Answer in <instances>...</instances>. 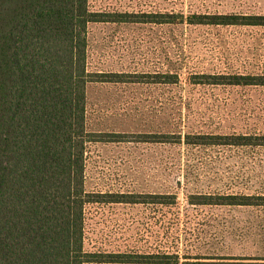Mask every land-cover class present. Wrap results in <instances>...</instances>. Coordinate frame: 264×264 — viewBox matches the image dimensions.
I'll return each instance as SVG.
<instances>
[{"label":"rangeland","instance_id":"obj_1","mask_svg":"<svg viewBox=\"0 0 264 264\" xmlns=\"http://www.w3.org/2000/svg\"><path fill=\"white\" fill-rule=\"evenodd\" d=\"M89 3L92 10L107 12L264 14V0ZM88 33L91 71L180 75L177 86L90 85L88 131L183 132L190 126L214 133L264 134V88L189 83L192 73L264 74V27L109 23L90 25ZM126 140L88 145L87 191L171 193L178 196L177 204L89 205L87 251L177 254L179 264H264V207L188 202L192 193L264 195V147H188Z\"/></svg>","mask_w":264,"mask_h":264},{"label":"trees","instance_id":"obj_2","mask_svg":"<svg viewBox=\"0 0 264 264\" xmlns=\"http://www.w3.org/2000/svg\"><path fill=\"white\" fill-rule=\"evenodd\" d=\"M264 27V14L94 11L89 0H0V264H179L177 254L101 253L85 249L91 204H177L171 193H93L86 189L91 143L188 147H264L261 133L187 131L100 133L87 129L88 88L97 83L177 86V72L89 69L93 24ZM189 83L261 87L264 74L197 73ZM185 128V127H184ZM132 141V140H128ZM191 205L264 207V195L192 193Z\"/></svg>","mask_w":264,"mask_h":264}]
</instances>
